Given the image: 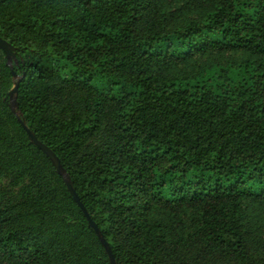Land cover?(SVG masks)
Returning a JSON list of instances; mask_svg holds the SVG:
<instances>
[{
    "label": "trees",
    "instance_id": "obj_1",
    "mask_svg": "<svg viewBox=\"0 0 264 264\" xmlns=\"http://www.w3.org/2000/svg\"><path fill=\"white\" fill-rule=\"evenodd\" d=\"M192 2L200 13L179 22L166 0H0L21 118L59 158L116 264H264L251 222L264 207V0ZM224 53L243 58L210 60ZM12 85L0 50V174L28 182L19 202L0 205V253L109 264L10 111ZM57 88L81 94L60 115Z\"/></svg>",
    "mask_w": 264,
    "mask_h": 264
},
{
    "label": "rangeland",
    "instance_id": "obj_2",
    "mask_svg": "<svg viewBox=\"0 0 264 264\" xmlns=\"http://www.w3.org/2000/svg\"><path fill=\"white\" fill-rule=\"evenodd\" d=\"M189 4V5H187ZM167 9L170 11L178 10L180 12V17L178 21H182L187 18H195L200 13L195 3H189V0H180L175 2V0H166ZM235 58L237 60L243 58L242 53H224L220 55H215L210 58V60H226ZM208 58H196L194 61L196 65L202 62H206ZM194 65L181 66L176 69L179 74H189L193 72ZM58 84V83H56ZM59 88V87H58ZM58 88L55 90L54 97L52 99L51 112L52 114H63L64 110H72L75 105H77V100L81 94L77 91L63 90ZM64 88V87H62ZM111 123L110 111L104 117L101 126L100 134L95 138L90 139L85 146V150L88 151L93 148L97 143L103 140L105 129ZM28 184L25 178H18L17 173L13 172H2L0 174V205L3 206L8 203L19 202L22 199L23 187ZM251 210L254 212L251 222L258 223V235L262 238L264 237V207H252ZM0 264H18L16 260L9 259L0 253Z\"/></svg>",
    "mask_w": 264,
    "mask_h": 264
},
{
    "label": "water",
    "instance_id": "obj_3",
    "mask_svg": "<svg viewBox=\"0 0 264 264\" xmlns=\"http://www.w3.org/2000/svg\"><path fill=\"white\" fill-rule=\"evenodd\" d=\"M0 50L4 53V56L7 61V65L10 67L11 74H12V80H13V85L7 93L8 107L10 111L13 113L16 119L20 122L23 130L27 134V138L30 141V143L36 146L49 159L56 173L62 178L72 199L77 204V206L81 209V211L83 212L87 220L88 225L93 229L99 241L101 242L107 254L109 264H116L109 244L103 238L102 233L100 232L99 228L94 223V221L90 218L85 207L80 202L79 197L72 185L70 176L67 173V171L63 168V166L61 165L59 158L48 146H46L44 143H42L35 137L34 133L28 128L25 121L21 118L22 114L18 109V103H17V90H18V83H19L20 77L13 71L12 64H11L12 61L15 60V52H14L15 48L9 42H7L6 40L0 37Z\"/></svg>",
    "mask_w": 264,
    "mask_h": 264
}]
</instances>
